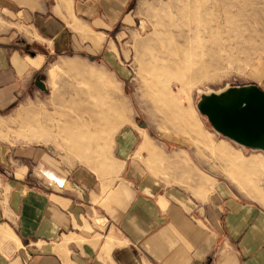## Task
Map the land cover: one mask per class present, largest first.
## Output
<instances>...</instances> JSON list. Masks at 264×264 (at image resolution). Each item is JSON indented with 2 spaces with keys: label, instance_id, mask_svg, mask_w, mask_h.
Listing matches in <instances>:
<instances>
[{
  "label": "crops",
  "instance_id": "0c3cea01",
  "mask_svg": "<svg viewBox=\"0 0 264 264\" xmlns=\"http://www.w3.org/2000/svg\"><path fill=\"white\" fill-rule=\"evenodd\" d=\"M34 1L6 20L8 31L0 28V118L12 114L19 127L38 114L43 132L27 126L36 141L29 143L61 146L65 158L92 159L105 133L111 163L100 178L44 149L0 144V264H264V156L215 146L212 157L211 146H169L147 129L128 130L113 146L115 128L126 122L110 85L86 96L55 86V111L34 102L61 73L94 84L98 77L81 60L61 64L83 44L90 53L103 49L129 0ZM81 119L105 127H88L91 143L76 152L68 136Z\"/></svg>",
  "mask_w": 264,
  "mask_h": 264
},
{
  "label": "rangeland",
  "instance_id": "374dc122",
  "mask_svg": "<svg viewBox=\"0 0 264 264\" xmlns=\"http://www.w3.org/2000/svg\"><path fill=\"white\" fill-rule=\"evenodd\" d=\"M17 1L27 2V0H0L1 31H8L12 27L6 20L18 19L19 11L29 7L20 5ZM38 1L40 0L34 1L32 5ZM100 1L96 0L101 5ZM141 1L129 0L123 14L114 16L119 18L113 25L110 24L111 28L106 30L107 42L103 49L90 53L87 50L88 46L83 44L81 48L77 47L78 53L75 58H70L72 54H67L65 63L61 64L70 66L73 64L72 59L81 60L82 63L78 65L82 66L84 72L94 73L98 77L94 84L85 80L81 81L75 72L61 73L54 82L51 80L47 84L45 90H39L36 93L34 102H42L48 110L55 111L58 109L53 102L55 86L63 94L64 88L69 84L71 94L68 93V96L73 93H82L86 96L103 94V89L110 85L116 91L108 89L107 93H113L125 104L124 119L120 121L126 122L123 127L115 128L117 133L113 138V146H116L124 132L132 130L135 134H139L142 132L141 129H147L154 134L153 137L156 140L169 143V146H182V144L211 146L212 157L216 153L213 150L215 146L242 148L216 133L208 118L198 111L197 105L201 95L220 93L228 88L256 85L264 90V0H252L251 3L250 0H147L142 8ZM225 2L232 5L228 7L230 13L226 20L217 19V12L221 14L220 8ZM200 5L202 6L200 11L203 13L204 10L209 13L214 9L213 13L206 16L202 26L205 28L206 25H210L212 32L203 41H196L192 45L190 50L192 58L204 63L206 68L202 69L205 71L204 77L197 78V84L195 82L189 85L184 82V75H179L171 69L174 57L170 56L169 48L178 44L180 40L178 36L183 32L186 33L188 24L194 25L196 18H193V15L199 11L197 6ZM251 14L253 16H250ZM95 30L105 31L102 27ZM134 34H138L133 43L136 50L130 43ZM97 83L100 87L95 86ZM162 90L172 93L173 95L170 94V96L174 98L170 97V101L162 100ZM157 94L158 99L155 98ZM168 103L176 104L182 109L191 123L189 127L183 130L177 121L173 123V119L166 115L165 105L167 106ZM11 116L14 117L11 114L0 118V144L12 148L32 145L44 149L56 161H61L69 168L85 165L100 178L108 175L111 146H104L105 133L102 134L95 150L90 151L92 159L65 158L63 155L65 151L61 146L29 143L36 141H33L34 135L30 133V130L26 132L29 129L25 127L27 119L23 120L24 123H20L18 127V120L16 117L12 120ZM167 120L172 123H167ZM80 121L87 127H105L103 126L105 124L99 120H94V123L89 119ZM174 126L182 130H177ZM37 137L35 140H41V136ZM166 138L172 141H167ZM248 152L264 156V152L261 151L248 149ZM36 174L47 179L41 168L36 169ZM250 184V182L247 183L248 188Z\"/></svg>",
  "mask_w": 264,
  "mask_h": 264
},
{
  "label": "water",
  "instance_id": "95a60500",
  "mask_svg": "<svg viewBox=\"0 0 264 264\" xmlns=\"http://www.w3.org/2000/svg\"><path fill=\"white\" fill-rule=\"evenodd\" d=\"M197 109L219 135L246 149L264 152V90L258 86L203 94Z\"/></svg>",
  "mask_w": 264,
  "mask_h": 264
},
{
  "label": "bare ground",
  "instance_id": "6f19581e",
  "mask_svg": "<svg viewBox=\"0 0 264 264\" xmlns=\"http://www.w3.org/2000/svg\"><path fill=\"white\" fill-rule=\"evenodd\" d=\"M197 1H199V0H197ZM239 1H241V0H239ZM251 1L252 0H250V3H251ZM21 3H23V2H20L19 4H21ZM220 5H222V4H220ZM229 5L230 4H227L226 2L223 3L222 8H220L221 9V14H219L215 10L217 12V15H216L217 19H220V18H222L223 20L227 19L226 17L230 13V11L228 10ZM246 5H248V4H246ZM246 5H245V7H246ZM230 6H232V5H230ZM235 6H237V4H235ZM197 7H199V11H197V9H196L197 13H195L193 15V18H196L194 25L188 24L186 29H185L186 33L183 32V33H181L178 36L180 38L178 44L174 45V47L172 46L173 48H169L170 56L174 57V59H172L173 61L171 62L172 63V65L170 66L171 69L173 71H176L179 75H184L183 80H184V82H186L189 85L193 84L195 82L197 84L198 81H196V79L199 78V77L201 79L202 76L204 77L205 71H202V69L206 68V65L204 63L197 62L196 60H194L192 58V55L190 54L191 53L190 50L192 48V45L196 41L197 42L203 41L212 32L210 25H206L205 28H203L202 26H203V24H204V22L206 20V16L211 14V13H213L214 9L212 10V12H209V13H206V11L204 10V13H203V11H200L202 6L200 5V6H197ZM211 9H212V7H211ZM252 14L250 16H253ZM217 19H215V20L217 21ZM170 61H169V63H170ZM161 94H162L161 95L162 100H166V101H168V100L170 101L171 100L169 98L171 97L170 94H172V93L169 94V92H166L165 90H162ZM151 98H152V96H151ZM155 98L158 99V94L155 96ZM165 98H167V99H165ZM171 98H174V97H171ZM163 108H164V106H163ZM165 108H166V110H165L166 111V115L168 114L169 117L173 119V123H175V121H177L182 126L183 130L190 126L191 123L189 122L188 118L183 114L182 109L179 108L176 104L173 105L171 103H168L167 106L165 105ZM28 122H29V125H26L25 126L26 128H27V126L33 127L34 133H36V134H38V133L40 134V133L43 132L44 119L42 117H39L38 114H33L32 117H30V119H28ZM167 123L171 124L172 122H170V120L169 121L167 120ZM172 125H174V124H172ZM174 127L177 130H182L180 127L179 128H176V126H174ZM91 138H92V135L89 132V128L84 126V125H82V126H78V128H77V130L75 131L74 134L68 136V143H69V146H71L72 151L80 152L81 150H84L87 147H89V145L91 143Z\"/></svg>",
  "mask_w": 264,
  "mask_h": 264
}]
</instances>
